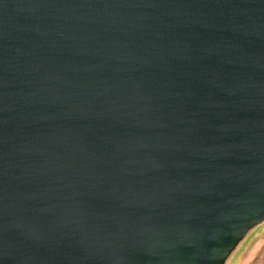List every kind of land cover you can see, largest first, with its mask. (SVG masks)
Returning <instances> with one entry per match:
<instances>
[{
  "label": "water",
  "instance_id": "obj_1",
  "mask_svg": "<svg viewBox=\"0 0 264 264\" xmlns=\"http://www.w3.org/2000/svg\"><path fill=\"white\" fill-rule=\"evenodd\" d=\"M264 223V0H0V264H228Z\"/></svg>",
  "mask_w": 264,
  "mask_h": 264
},
{
  "label": "rangeland",
  "instance_id": "obj_2",
  "mask_svg": "<svg viewBox=\"0 0 264 264\" xmlns=\"http://www.w3.org/2000/svg\"><path fill=\"white\" fill-rule=\"evenodd\" d=\"M228 264H264V223L246 236Z\"/></svg>",
  "mask_w": 264,
  "mask_h": 264
}]
</instances>
